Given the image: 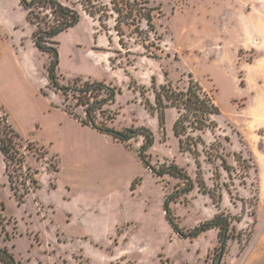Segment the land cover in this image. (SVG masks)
Segmentation results:
<instances>
[{
    "label": "rangeland",
    "instance_id": "rangeland-1",
    "mask_svg": "<svg viewBox=\"0 0 264 264\" xmlns=\"http://www.w3.org/2000/svg\"><path fill=\"white\" fill-rule=\"evenodd\" d=\"M61 1L81 15L57 37L61 82L115 87L116 101L104 108L114 116L108 124L149 128L150 162L176 163L196 182L170 203L180 228L221 212L232 223L219 264H264V0H148L156 29L145 20L140 32L125 26L122 40L115 16L102 25L83 0ZM33 30L20 0H0V120L14 126L25 153L23 169L7 170L0 152V245L21 264H215L218 229L183 237L167 219L166 198L185 182L145 165L144 136L126 145L69 114L66 106L84 117L85 106L49 84L50 58L34 45ZM190 74L221 111L218 128L203 134L200 165L179 149L177 111L166 110L162 129L143 105L155 101L153 79L184 85Z\"/></svg>",
    "mask_w": 264,
    "mask_h": 264
},
{
    "label": "trees",
    "instance_id": "trees-1",
    "mask_svg": "<svg viewBox=\"0 0 264 264\" xmlns=\"http://www.w3.org/2000/svg\"><path fill=\"white\" fill-rule=\"evenodd\" d=\"M26 11L29 24L34 28L33 41L36 48L49 55L50 62L47 67L49 84L56 90L62 91L66 96L72 93L79 96L81 104L85 106V116L80 117L71 108L66 106L69 114L78 119L82 124L89 125L101 133L112 136L118 142L130 145V140L138 135L144 136V141L139 149V156L145 165L157 176L171 175L182 179L184 186L176 189L165 201L166 216L173 229L183 237H195L210 229L219 230L220 254L223 255L228 240L231 238L229 232L232 220L223 213H217L213 218L206 220L191 230L184 231L175 221L170 209V203L176 201L182 194L193 191L196 182L178 164L171 163L156 168L149 160L148 150L154 142V133L146 127L134 128L126 127L118 129L108 124V120L114 119L113 115L107 114L104 109L109 103L116 101L117 91L111 84L101 81L81 79L65 85L61 82L59 69V41L57 37L75 26L80 20V12L64 3L61 0H20ZM84 10L92 17L98 18L101 24L109 17L115 16V29L121 40L125 35V26H134L135 31L140 32L141 23L145 20L151 30H155L153 7L148 5V0H109L105 3L101 0H83ZM153 79V90L155 101L149 99L143 101V105L152 115H157L160 128L164 129L166 122V110L174 108L177 117L173 124L174 135L178 138L181 152H189L200 165L199 146L205 144L203 134L218 128L216 116L221 113L214 97L202 86V84L190 74L186 84H175L168 81L156 85ZM142 95H143V91ZM102 116L100 120L98 117ZM215 144H211L213 148ZM22 142L19 133L12 124H4L0 120V152L6 160V169L16 166L23 169L25 165V153L22 151ZM209 151L208 156L212 158L213 153ZM216 154L215 158H221L222 166L231 171V165L227 163L224 153ZM28 169H30L28 167ZM199 177V176H198ZM9 179L14 187L13 180L9 173ZM33 189L39 188L38 180L31 177ZM30 184V186H31ZM199 189L203 193H209L215 200V194L207 189L204 179H197ZM221 196V195H219ZM221 198V197H220ZM219 202L217 205L219 206ZM0 264H21L17 261L13 253L6 246L0 245Z\"/></svg>",
    "mask_w": 264,
    "mask_h": 264
},
{
    "label": "water",
    "instance_id": "water-1",
    "mask_svg": "<svg viewBox=\"0 0 264 264\" xmlns=\"http://www.w3.org/2000/svg\"><path fill=\"white\" fill-rule=\"evenodd\" d=\"M221 259H222V254L219 255V257H218V259H217L215 264H219L221 262Z\"/></svg>",
    "mask_w": 264,
    "mask_h": 264
},
{
    "label": "crops",
    "instance_id": "crops-1",
    "mask_svg": "<svg viewBox=\"0 0 264 264\" xmlns=\"http://www.w3.org/2000/svg\"><path fill=\"white\" fill-rule=\"evenodd\" d=\"M176 120V119H175Z\"/></svg>",
    "mask_w": 264,
    "mask_h": 264
}]
</instances>
